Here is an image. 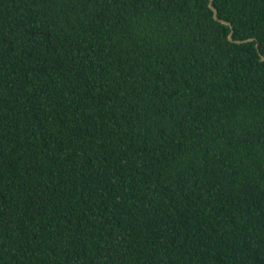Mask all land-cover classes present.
<instances>
[{"label": "trees", "instance_id": "1", "mask_svg": "<svg viewBox=\"0 0 264 264\" xmlns=\"http://www.w3.org/2000/svg\"><path fill=\"white\" fill-rule=\"evenodd\" d=\"M208 2L0 0V264H264V0Z\"/></svg>", "mask_w": 264, "mask_h": 264}, {"label": "water", "instance_id": "2", "mask_svg": "<svg viewBox=\"0 0 264 264\" xmlns=\"http://www.w3.org/2000/svg\"><path fill=\"white\" fill-rule=\"evenodd\" d=\"M212 1H213V0H209V2H208V6H209V8L212 10V12H213V17H214L215 19L219 20L221 23H223V24H227V25L230 26V30H229V32H228L227 38H228L229 40H232L231 35H232V31H233V30H232V26H231V24H230L228 21L223 20V19H219V18L217 17V10H216L215 7L212 5ZM252 39H253V38L250 37V38L245 39V40H252ZM245 40H243V41H245ZM238 41H239V40H238ZM255 46H256L257 51H258V45H257V43L255 44ZM260 57L264 59V56H263V55H260Z\"/></svg>", "mask_w": 264, "mask_h": 264}]
</instances>
